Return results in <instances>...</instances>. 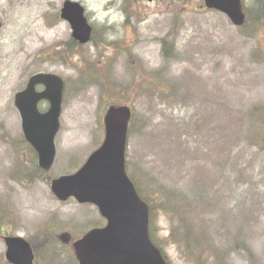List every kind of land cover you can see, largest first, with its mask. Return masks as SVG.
I'll return each mask as SVG.
<instances>
[{
  "label": "rangeland",
  "instance_id": "obj_1",
  "mask_svg": "<svg viewBox=\"0 0 264 264\" xmlns=\"http://www.w3.org/2000/svg\"><path fill=\"white\" fill-rule=\"evenodd\" d=\"M64 1L0 0V222L24 237L104 224L49 183L100 146L107 106L125 104L126 170L169 264H264V0H242L240 28L203 0H74L92 25L84 44L59 15ZM40 71L64 80L48 178L23 174L31 150L13 101ZM32 241L34 264H77L57 235ZM4 251L0 239V264Z\"/></svg>",
  "mask_w": 264,
  "mask_h": 264
},
{
  "label": "water",
  "instance_id": "obj_2",
  "mask_svg": "<svg viewBox=\"0 0 264 264\" xmlns=\"http://www.w3.org/2000/svg\"><path fill=\"white\" fill-rule=\"evenodd\" d=\"M206 8L224 13L233 25L245 22L242 0H203ZM60 17L72 29V37L81 44L89 41L92 27L84 7L75 1H64ZM37 84L44 89L37 91ZM64 82L56 74L32 75L22 91L15 94V106L27 141L38 154L39 165L49 169L55 157L54 138L59 130ZM49 109L40 113V100ZM131 109L111 105L103 117L105 135L102 144L92 152L74 173L51 181L52 193L62 201L70 197L79 203L98 207L106 219L104 227L94 228L73 243L78 264H166L149 237V210L140 199L125 168V152ZM5 259L10 264H33L30 244L20 236H5Z\"/></svg>",
  "mask_w": 264,
  "mask_h": 264
},
{
  "label": "flooded vegetation",
  "instance_id": "obj_3",
  "mask_svg": "<svg viewBox=\"0 0 264 264\" xmlns=\"http://www.w3.org/2000/svg\"><path fill=\"white\" fill-rule=\"evenodd\" d=\"M36 89H41V86H39V85L36 86ZM38 107H40L43 110L45 107H47V104L44 101H42V102L40 101L39 104H38ZM28 159L31 161L30 166H31L32 169H30L28 171V168L30 166L26 167L25 170H27V171H23V174H26V173L30 172L28 174H29L30 177L33 176L32 178L37 177L39 174L41 176L45 177V178H48L50 176V174H49L50 170H46V169L42 168L39 165L38 160H37V155L35 154V152H30V154L28 155ZM21 173H22V171H21ZM23 174H21V175H23ZM59 202H62V201L59 200ZM79 205L82 206V205H90V204H79ZM91 206H93V205H91ZM93 207H95V206H93ZM95 209H96L97 213L100 215L97 207H95ZM100 217L104 220V222L106 221L105 218L102 217L101 215H100ZM65 224H67V223H65ZM65 224H61V223H56V224L50 223L49 224V223H46L45 225H41V227L38 229L40 231L39 233L34 234L32 237H28L27 236L25 238L30 242L32 249L36 252L35 246H34L33 241H32L33 237L39 236L41 239H48V235L49 236L57 235V240L58 241H60L63 244H68L70 242H73L75 240V238L77 240L78 238L83 236L87 231H89L91 229H94V228L101 227V225L100 226L90 227L89 229H87V230H85V231H83V232L78 234L79 228L77 227V224L76 225L70 224L69 225L70 227L68 226V224L67 225H65ZM55 226H59L61 229L65 228L64 232H62L60 234H56V233L52 232V231L55 230ZM61 229H58L57 232L60 231ZM69 229H70V231H69ZM10 234L11 233L6 228V226H4L3 222H0V239L2 240L4 236L10 235Z\"/></svg>",
  "mask_w": 264,
  "mask_h": 264
},
{
  "label": "trees",
  "instance_id": "obj_4",
  "mask_svg": "<svg viewBox=\"0 0 264 264\" xmlns=\"http://www.w3.org/2000/svg\"><path fill=\"white\" fill-rule=\"evenodd\" d=\"M247 22V21H246ZM246 24V23H245ZM165 47V46H164ZM98 79V78H97ZM97 79H95V80H97ZM129 130H130V128H129ZM132 179V178H131ZM133 180V179H132ZM140 195V197L148 204V206H149V209H150V236H151V238H152V233H153V231H152V222H153V216H152V213H151V205H150V203L147 201V199L145 198V197H143L141 194H139ZM152 240H153V238H152ZM154 241V240H153ZM194 261H195V264H201V263H203V260L201 259V257L200 256H198V257H196V259H194Z\"/></svg>",
  "mask_w": 264,
  "mask_h": 264
},
{
  "label": "bare ground",
  "instance_id": "obj_5",
  "mask_svg": "<svg viewBox=\"0 0 264 264\" xmlns=\"http://www.w3.org/2000/svg\"><path fill=\"white\" fill-rule=\"evenodd\" d=\"M37 36H38V34H35V35H34V37H37Z\"/></svg>",
  "mask_w": 264,
  "mask_h": 264
}]
</instances>
